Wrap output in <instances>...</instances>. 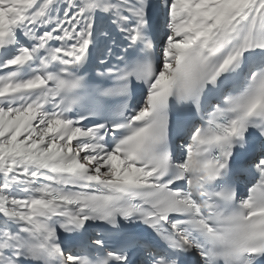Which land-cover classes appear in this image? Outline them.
Masks as SVG:
<instances>
[{
    "label": "snow or ice",
    "instance_id": "snow-or-ice-1",
    "mask_svg": "<svg viewBox=\"0 0 264 264\" xmlns=\"http://www.w3.org/2000/svg\"><path fill=\"white\" fill-rule=\"evenodd\" d=\"M0 264H264V0H0Z\"/></svg>",
    "mask_w": 264,
    "mask_h": 264
},
{
    "label": "bare ground",
    "instance_id": "bare-ground-1",
    "mask_svg": "<svg viewBox=\"0 0 264 264\" xmlns=\"http://www.w3.org/2000/svg\"><path fill=\"white\" fill-rule=\"evenodd\" d=\"M73 143H75V141H74ZM244 190H245V189H244ZM245 191H246V190H245ZM244 193H245V192H243V194H244ZM243 194H242V195H243Z\"/></svg>",
    "mask_w": 264,
    "mask_h": 264
}]
</instances>
